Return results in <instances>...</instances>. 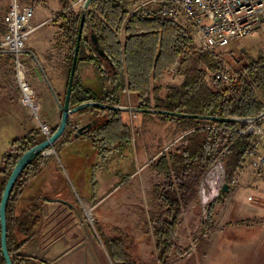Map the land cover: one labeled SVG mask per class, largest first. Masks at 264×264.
<instances>
[{
  "label": "trees",
  "instance_id": "trees-1",
  "mask_svg": "<svg viewBox=\"0 0 264 264\" xmlns=\"http://www.w3.org/2000/svg\"><path fill=\"white\" fill-rule=\"evenodd\" d=\"M66 16H57L63 36L70 44L68 76L71 75L75 49L78 43L81 16L75 15L70 9L72 3L78 0H62ZM128 0H92L87 18L91 30L98 36L113 67L105 66L104 61L93 55L91 49L80 46L79 60L91 63L105 76L113 78L116 91L128 92L137 97V106L141 110L152 108L170 112L200 115L220 118H256L264 112V56L257 60H249L236 68L239 78L237 82L223 92L211 91L206 83V72L196 70L188 75L179 87H172L165 99L160 98L162 88L155 85L172 69L180 58L193 50V37L189 30L181 25L168 21L146 19L142 17H128L130 11ZM200 61L206 64L210 71L216 68V60L212 54H201ZM258 91L263 92L259 97ZM73 105L78 106L86 102L97 101L112 106L120 105L116 98H99L89 90H82L77 82L73 85ZM81 114L95 113L92 120L99 123L83 137L92 138V143L106 151L118 150L124 144L132 142L131 132L122 124L121 112L86 108ZM164 122L173 121L190 126V133L186 135L183 146L179 149L176 167L196 164L205 171H210L223 158L225 169V184L234 190V180L243 168V163L251 148L253 135H243L237 132L246 128L247 124L216 122L189 118H177L159 115ZM264 120L259 122L262 125ZM212 124L217 129L203 128ZM57 128H54L56 133ZM75 130L70 129L55 143L63 147L77 140ZM53 133V134H54ZM46 140L40 128L32 130L27 136L15 140L12 153L4 156L0 170V208L6 184L21 157ZM227 154L224 156V153ZM224 156V157H223ZM55 156L40 154L20 174L11 191L7 207V248L13 264H49L46 260L31 256L25 250L27 244L33 241L42 225V203L48 201L42 196L26 197L25 193L30 183L39 176L49 159ZM160 165L169 171L167 158L160 160ZM127 175L121 183L130 178ZM229 193L222 190L216 200L206 205L207 220H202L201 233L194 238L200 240L198 247L200 257L205 254L207 243L202 239L204 231L212 232L213 211L215 204L222 203ZM90 203L99 201L89 196ZM155 200L159 204V212L151 218L152 234L156 242V256L151 264H173L171 256L176 253L178 259L192 254L193 248L187 250L178 246V232L182 225L183 211L181 206L172 198L155 191ZM79 202L74 203L79 206ZM93 227V226H92ZM100 240L112 264H145L135 259L129 252L128 238L124 234L109 237L102 228L95 226ZM2 226L0 217V264H7L1 245ZM204 247V249H202ZM195 258L190 257L186 264H194Z\"/></svg>",
  "mask_w": 264,
  "mask_h": 264
},
{
  "label": "rangeland",
  "instance_id": "rangeland-1",
  "mask_svg": "<svg viewBox=\"0 0 264 264\" xmlns=\"http://www.w3.org/2000/svg\"><path fill=\"white\" fill-rule=\"evenodd\" d=\"M79 4L82 7L84 1ZM77 12H80L79 9ZM199 48L200 45L180 58L175 70L163 82L165 89L181 83L196 70L205 71L207 77L209 76L208 66L200 61L201 54L207 53ZM260 56H264L263 33L231 42L220 49L214 58L219 60L217 62L220 66L237 73L236 68L249 60H257ZM1 61L6 63L10 60L4 57L0 58ZM11 66V77L15 78V68L13 64ZM258 95L262 98L263 92L258 91ZM38 116L21 113L15 125L8 122L13 120V117L0 116V128L4 130V134L6 132L5 138L14 135L23 137L25 131L32 129L33 121L39 120ZM139 118L142 120L143 116L140 115ZM173 124V121L156 119L155 124L147 125L146 128H129L131 144L126 143L118 150L112 151L99 148L92 143L93 139L90 137H79L72 143L57 147L53 160L27 188L26 197L42 196L72 203L71 205L76 201H85L79 198V194L99 199L95 203L86 199L84 207L81 203L79 205L80 216L86 227V254L89 256L86 261L81 260V264H112L95 226L101 227L109 237L124 234L128 238L131 255L141 263H153L156 242L152 234L151 218L159 212V204L155 200L156 189L181 206L183 216L177 244L185 250L194 249V238L201 233L202 220H207L206 205L203 208L201 200L202 186L206 180L205 189L215 191L211 176L217 165L208 172L196 164L176 167L174 163H179V149L183 146L186 133L188 135L190 131L185 133L184 128H172ZM13 151L12 148L10 153ZM163 157L168 160L169 171L160 165ZM110 174L114 180H104ZM127 175L131 177L121 183ZM224 176L223 173L219 181L220 191L225 184ZM85 208L91 209L94 227L89 222ZM217 214L215 213L216 217ZM204 233L205 238L211 236L208 229ZM70 256L75 255L68 257ZM171 260L175 264L185 263L178 262L176 253L171 256Z\"/></svg>",
  "mask_w": 264,
  "mask_h": 264
},
{
  "label": "crops",
  "instance_id": "crops-1",
  "mask_svg": "<svg viewBox=\"0 0 264 264\" xmlns=\"http://www.w3.org/2000/svg\"><path fill=\"white\" fill-rule=\"evenodd\" d=\"M83 1L85 4L86 0H78L76 3H72L70 9L75 15L82 16L84 4L81 7L79 3ZM128 2L129 9H131L134 0H128ZM18 4L21 7L28 5L34 7L32 25L36 27L29 37L21 56L23 63L30 71L28 80L36 95L39 115V120L33 121L32 129L25 131V136H27L32 130L39 128V121L48 123L53 128H58L66 108L69 106L68 110H73L77 107L73 105V101L79 98L73 97L72 91L69 104H67V92L70 82L68 76L70 44L63 36L59 22L55 21L58 15L66 16L70 10L64 11L62 0H18ZM8 9V0H0V39L5 36L4 17ZM78 9L80 12H77ZM87 22L88 18L86 17L85 32L88 33L91 28H89ZM179 25L191 32L186 23ZM191 34L194 49L200 44L192 32ZM87 45L93 55L97 56L88 41H81L80 46L86 48ZM199 49L201 50V47ZM4 57H7L10 61L0 62V116L13 117L14 119L8 122L15 125L19 121L21 113L28 115L31 112L28 107L22 105L21 91L17 79L11 77V64L14 66V56L8 51L0 50V58L3 59ZM176 67L177 63L173 68ZM38 72L41 73L42 79ZM169 75H171V69L155 84L162 88L160 92L161 99H165L169 93V89H165L163 84ZM211 75L212 71L209 72L208 77L206 74V83L212 91L210 88ZM183 81L172 87H179ZM75 82H77L80 89L89 90L99 98L109 96V98L120 100V105L116 106L128 109L138 108L136 96L128 92L116 91L113 78L102 75L95 65L79 60V56L73 85ZM112 111L121 112L122 124L126 128H146L147 125L155 124L156 119L161 120L158 117L159 115L150 113L129 110ZM94 114H81L78 112L71 115L69 121L82 125L92 121ZM140 115L143 116L142 120L139 118ZM173 123L172 128H184L183 132L185 133L188 132L187 128H191L187 125ZM210 126L213 125L207 124L203 128H209ZM260 126L264 127V122ZM70 129L68 126L67 130ZM5 135L6 132L4 134V130L0 128V170L4 156L9 154L13 148V142L25 137L14 135L5 138ZM80 137H83V135ZM52 158L54 157L49 159L48 164L53 160ZM111 176V174L106 176L104 180H114ZM234 185V190L223 198L222 203L215 204L213 211L214 229L210 232L211 236L209 238L204 237L202 239L203 242L207 243L205 254L200 257L197 251L198 247L202 246L199 240L194 243L195 247L192 254L179 259L178 262L185 261L184 264H186L193 256L195 258L194 264H264V167L258 176L253 175L251 167H243L235 177ZM78 196L85 199L83 203L86 202V194H79ZM250 197H253L257 202L250 201ZM47 200L42 203V225L38 235L27 244L25 247L26 252L31 256L46 260L49 264H81V260L86 261V257H89L86 254L88 253L86 250V227H84L80 216L81 207L71 205L72 203L65 204L50 201L52 199ZM215 213H218L217 217ZM69 255L75 256L68 257Z\"/></svg>",
  "mask_w": 264,
  "mask_h": 264
},
{
  "label": "built area",
  "instance_id": "built-area-1",
  "mask_svg": "<svg viewBox=\"0 0 264 264\" xmlns=\"http://www.w3.org/2000/svg\"><path fill=\"white\" fill-rule=\"evenodd\" d=\"M8 2L9 9L4 17L5 36L0 39V50L8 51L14 56L21 103L29 108L32 115L38 116L36 95L28 80L30 71L21 59L26 43L36 29L32 25L34 7L31 5L21 7L18 0ZM132 16L177 24L186 23L199 42L201 50L214 56L235 40L257 33L264 34V0H134L128 14V17ZM217 61L219 60H216L217 66L212 71L210 79V88L216 93L231 87L239 78L234 70L220 66ZM174 70L175 68H172L171 72ZM262 120L264 118L237 130L243 135L255 137L243 163V167L252 168L255 176H258L264 167V127L259 125ZM68 126L76 131L81 125L69 121ZM39 128L46 139L54 133V128L48 123L40 121ZM208 129L217 127L210 126ZM44 154L53 156L56 151L52 148ZM226 154L227 152L224 156ZM221 160L218 164L223 165ZM223 173L225 174V169ZM205 185L206 180L201 191L203 208L208 202L216 200L221 187L219 182L218 186L214 187L215 191L211 192L205 189ZM249 200L257 202L253 197ZM87 217L94 227V219Z\"/></svg>",
  "mask_w": 264,
  "mask_h": 264
},
{
  "label": "water",
  "instance_id": "water-1",
  "mask_svg": "<svg viewBox=\"0 0 264 264\" xmlns=\"http://www.w3.org/2000/svg\"><path fill=\"white\" fill-rule=\"evenodd\" d=\"M92 0H86L84 4V8L82 11V16H81V25L79 29V35H78V43L75 49V57L73 61V66L71 70V75H70V82H69V87H68V92H67V104H69L72 91H73V82L75 78V73H76V68H77V62H78V56H79V51H80V44L82 40L88 41L91 45L92 50L94 53L101 58L105 66L113 67L112 62L109 60L108 56L106 55L104 49L101 47L99 38L98 36L90 30L88 33L85 32V20L87 17V12L90 6V3ZM89 28L91 26L89 25ZM40 78L42 79L41 73H39ZM68 106V105H67ZM69 107V106H68ZM68 107L66 108L65 113L63 114L62 121L60 126L57 128L56 133H54L50 138L46 139L44 142L39 144L38 146L32 148L28 152H26L21 159L18 161L16 164L7 184L4 190L2 202H1V208H0V217H1V226H2V238H1V245H2V251L3 255L5 257L6 263L7 264H13L11 257L8 252L7 248V216H6V207L7 203L11 194V191L13 189V186L17 179L19 178L20 174L26 169L28 165H30L40 154L43 156L45 155L44 153L51 150L54 148L55 143L62 137V135L66 132L70 116L73 114H76L80 111H82L85 108L89 107H100V108H105V109H110V110H129L133 112H139V113H150L153 115H166L170 117H177V118H189V119H200V120H212L216 122H231V123H240V124H251L253 122L258 121L261 118H264V112L259 115L256 118H238V117H232V118H220V117H205V116H200V115H191V114H184V113H177V112H170L167 110H160L156 108L148 109V110H141L139 108H125V107H120V106H109L107 104H102L99 102H86L83 103L77 107H75L73 110H68ZM99 123V120H92L89 121L85 124H82L77 131L75 132V138H79L80 136L84 135L85 133H88L93 127H95ZM56 155V154H55ZM223 193H229L230 188L227 184L223 185L222 188ZM50 201H57L58 200H50ZM64 203V202H62ZM82 206L83 202L81 201ZM68 204V203H65ZM84 207V206H83ZM85 211V209H84ZM87 216L88 212L85 211Z\"/></svg>",
  "mask_w": 264,
  "mask_h": 264
},
{
  "label": "bare ground",
  "instance_id": "bare-ground-1",
  "mask_svg": "<svg viewBox=\"0 0 264 264\" xmlns=\"http://www.w3.org/2000/svg\"><path fill=\"white\" fill-rule=\"evenodd\" d=\"M222 172H223V167L222 165L218 164L215 168H214V172L212 173L211 179L213 182L212 184L214 185V187H217L219 184V181L221 179L222 176ZM91 209H87L88 212V216H90V218L93 216L91 211Z\"/></svg>",
  "mask_w": 264,
  "mask_h": 264
}]
</instances>
